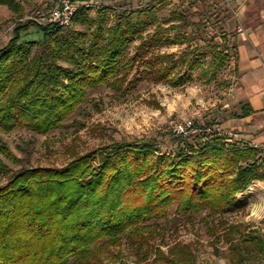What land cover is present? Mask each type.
I'll return each instance as SVG.
<instances>
[{
	"label": "trees",
	"instance_id": "obj_1",
	"mask_svg": "<svg viewBox=\"0 0 264 264\" xmlns=\"http://www.w3.org/2000/svg\"><path fill=\"white\" fill-rule=\"evenodd\" d=\"M184 1L150 0L112 15L113 8L102 5L95 17L82 6L66 28L17 21L6 42L0 23V175L6 178L0 185V264H126L124 247L137 264H149L151 256L155 264H197L190 245L164 250L154 244L164 230L161 221L171 210L191 218L247 207L238 194L264 181V149L231 144L211 129L213 121H195L199 135L170 132L112 141L75 153L61 167L8 164L22 159L1 134L24 128L45 136L60 130L92 89L126 93L144 81L180 87L205 57L202 42L211 54L205 71L212 73L211 81L233 52L221 17L214 12L217 32L210 39L209 17H186L181 3L170 13L177 22L157 23L161 8ZM0 4L21 11L17 0ZM164 45L184 50L162 51ZM241 108L242 117L251 112ZM226 238L232 263L264 258L258 231L229 225Z\"/></svg>",
	"mask_w": 264,
	"mask_h": 264
},
{
	"label": "rangeland",
	"instance_id": "obj_2",
	"mask_svg": "<svg viewBox=\"0 0 264 264\" xmlns=\"http://www.w3.org/2000/svg\"><path fill=\"white\" fill-rule=\"evenodd\" d=\"M150 0H94L90 16L95 17L99 6L113 8V12L132 8L137 10ZM203 1H208L203 2ZM21 5L20 12H14L0 4V23L3 27L2 42L10 38V32L17 21L39 19L47 15L55 0H17ZM211 0H185L174 2L158 12V24L167 25L177 22L170 18V13L178 9L186 17L197 15L198 18L209 17V36L217 32ZM206 3V4H205ZM176 5V6H175ZM73 26V25H72ZM76 29L83 30L76 25ZM152 28L149 29L151 31ZM216 41L220 42L219 38ZM202 42L205 57L195 71L189 73L188 79L180 87L168 84L141 82L137 88L121 93L106 87L92 89L87 101L75 111L60 130H54L43 136L24 128L16 129L9 134H1L12 151L22 159L19 165L8 164L13 168L22 165L61 167L76 154L87 153L100 146L122 139L157 136L173 132L177 123L199 124L215 122L211 129L221 136L230 139L231 144L241 147L245 143L241 136L230 127L236 106L232 103L233 90L236 85L234 54L227 65L220 69L215 77L208 81L210 73H205L211 62V54ZM162 51L181 53L182 45H164ZM202 74H205L202 76ZM194 125V124H193ZM199 127V126H198ZM200 128V127H199ZM201 133V131H200ZM169 136H164L167 140ZM264 149V148H263ZM6 178L0 175V185ZM240 200L248 202L243 211L225 216L209 217L208 213L197 214L191 218L177 216L171 210L167 220L161 221L164 226L161 236L154 244L166 250L175 243L190 245L196 256L197 264H234L230 261V242L226 238V227L239 225L241 231L256 230L264 237V181L254 182L246 191L238 194ZM225 224V225H224ZM238 242V233L231 234ZM126 264H137L136 255L128 248H123ZM154 257L148 260L153 262ZM244 264H264V258Z\"/></svg>",
	"mask_w": 264,
	"mask_h": 264
},
{
	"label": "crops",
	"instance_id": "obj_3",
	"mask_svg": "<svg viewBox=\"0 0 264 264\" xmlns=\"http://www.w3.org/2000/svg\"><path fill=\"white\" fill-rule=\"evenodd\" d=\"M208 2V1H203ZM205 3V4H206ZM233 48L236 106L230 127L244 145L264 148V0H211ZM242 106L249 115L242 114ZM228 141H231L228 139Z\"/></svg>",
	"mask_w": 264,
	"mask_h": 264
},
{
	"label": "built area",
	"instance_id": "obj_4",
	"mask_svg": "<svg viewBox=\"0 0 264 264\" xmlns=\"http://www.w3.org/2000/svg\"><path fill=\"white\" fill-rule=\"evenodd\" d=\"M82 6L93 8L90 1L82 4L75 0H56L55 6L47 12V15L42 17L41 21L39 19L34 20L40 24H55L66 28L72 25L75 15ZM173 131L177 135L189 136L199 135L201 129L188 122L175 124Z\"/></svg>",
	"mask_w": 264,
	"mask_h": 264
}]
</instances>
